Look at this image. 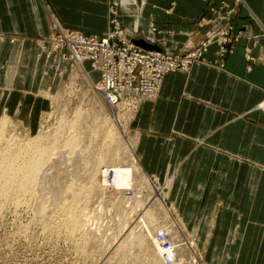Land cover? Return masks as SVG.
<instances>
[{
	"label": "crops",
	"instance_id": "obj_1",
	"mask_svg": "<svg viewBox=\"0 0 264 264\" xmlns=\"http://www.w3.org/2000/svg\"><path fill=\"white\" fill-rule=\"evenodd\" d=\"M114 5L122 26L137 28L136 46L147 51L181 54L215 26L234 24L231 52L221 58L212 44L207 62L165 76L159 97L141 104L132 131L144 171L162 182L173 176L170 200L188 227L202 232L201 245L204 232L218 226L212 262L227 255L226 264H238L258 232L253 261L264 264V113L256 109L264 100V0H0V36L9 38L0 41V73L7 62L16 73L18 105L27 93L21 116L37 118L47 109L37 93L61 85L51 78L55 65L70 74V62L40 58L34 40L58 28L103 35ZM152 26L157 40L147 45ZM84 67L100 80L90 64ZM216 214L223 216L217 223Z\"/></svg>",
	"mask_w": 264,
	"mask_h": 264
},
{
	"label": "rangeland",
	"instance_id": "obj_2",
	"mask_svg": "<svg viewBox=\"0 0 264 264\" xmlns=\"http://www.w3.org/2000/svg\"><path fill=\"white\" fill-rule=\"evenodd\" d=\"M236 1L242 2V0ZM228 25L229 54L233 39L236 37L234 24L229 21ZM219 28L223 29L226 26L217 25L212 32ZM54 33L56 30L51 35ZM5 40L9 38L0 36V41L5 42ZM15 40L10 38L11 43ZM38 40H34L39 50L38 56L46 57L38 45ZM22 41L24 42V39ZM64 52L67 53L66 50ZM246 58L250 63L255 61L250 51ZM47 60L60 59L56 55ZM9 67L10 64L7 62L0 73V132L4 124L6 125L2 130V148L5 151L2 149L4 153L0 156V264H158L161 260L155 256L160 258L159 253L153 254L152 250L157 247L155 243L157 234L168 228L174 229L178 246L182 244L191 246L194 254L183 257L185 264H190L188 261H191V264H196L195 262L216 264L212 262V251L218 226L212 225L213 228L204 232L203 245H201L202 232L190 229L188 227L190 225L186 224L187 220H183L186 216L170 200L173 176H168L167 180L162 182L157 176L147 174L141 166L132 131V123L137 114L128 122L127 137L124 139L121 128H117L113 123L108 109L94 92L89 90V81L84 71L71 63L70 74L61 72L55 65L57 71L53 72L51 78L54 81L61 80V85L55 87L56 89L50 88L37 93V96L46 102L47 109L37 118L27 116L25 119L21 116V105L27 93L21 92V104L18 105L16 73ZM262 104L264 100L256 109L264 113ZM77 113H80L79 119ZM76 121L77 125L80 124L79 127L72 123ZM79 129L80 135H78ZM110 133L113 137H110ZM71 137H78L76 141L80 144L75 141L76 144L70 146ZM128 147L130 153H135L136 163L132 165L138 168V176L134 183L121 186L117 184L111 173L105 175L104 169L113 170L114 166L119 165L129 166L128 164L131 163L129 157L127 155L124 157V149ZM29 150L34 156L26 155L30 153ZM118 151L117 156L120 158L122 155L123 159L117 156L115 158ZM120 151H124L123 154ZM16 153H21L20 155L24 157L22 160L26 156L25 160L31 157L30 162L38 159V163H41L46 158H51L46 159L40 168L41 179L38 185L36 183L34 192V186L33 189L28 188L30 185L24 187L26 190L20 189L17 184L9 188L5 187V170L13 165ZM38 153L43 154V157L44 153L47 156L45 155L44 159ZM101 156L105 159L102 160L103 162L97 160V158L102 159ZM39 157L43 160L41 161ZM95 162L99 163V167ZM19 163L20 166L23 162ZM65 205L68 208L72 205L74 210L69 209L78 216L80 225H77L76 230L75 227L74 229L65 227L70 217L69 209ZM61 209H67L68 215L66 210ZM151 215L155 216L156 220L149 221L150 223L147 222L146 225ZM214 217L217 223L223 216L216 214ZM249 218L251 219L252 216L249 215ZM257 225L263 227L262 223ZM255 230L259 229L254 228L253 231ZM197 235L199 238L196 239ZM258 236V232L252 233L247 246L243 248L238 264H255L256 260L253 259ZM192 257L194 258L191 259ZM227 259L228 256L225 255L224 263H219L217 259L216 262L226 264Z\"/></svg>",
	"mask_w": 264,
	"mask_h": 264
},
{
	"label": "built area",
	"instance_id": "obj_3",
	"mask_svg": "<svg viewBox=\"0 0 264 264\" xmlns=\"http://www.w3.org/2000/svg\"><path fill=\"white\" fill-rule=\"evenodd\" d=\"M116 8L117 5L111 8L110 28L103 35H86L79 31L65 34L56 27V33L39 38L38 45L47 59L57 55L61 61L73 63L84 71L89 90L108 109L113 123L121 128L125 139L128 122L144 101H154L159 97L165 76L189 73L196 63L207 62L206 54L212 44L219 46L220 57L224 58L228 54L230 36L229 26H226L210 32L199 46L190 45L181 54L147 51L135 45L133 39L137 28L131 32L124 28ZM157 34L158 29L152 26L145 37L146 43L155 44ZM87 63L93 71L100 73L98 82L89 77L84 67ZM261 106L264 108V104ZM115 172L114 169L107 170L105 175L111 173L115 179ZM157 240L161 244L165 264H174L175 256L171 258L169 255L177 251L165 230L157 234Z\"/></svg>",
	"mask_w": 264,
	"mask_h": 264
},
{
	"label": "bare ground",
	"instance_id": "obj_4",
	"mask_svg": "<svg viewBox=\"0 0 264 264\" xmlns=\"http://www.w3.org/2000/svg\"><path fill=\"white\" fill-rule=\"evenodd\" d=\"M141 106V105H140ZM77 111V110H76ZM77 115V117L80 115V113H77L76 114ZM80 117H78L77 119H79ZM76 119V120H77ZM75 121V120H74ZM78 121H80V120H78ZM108 121V120H107ZM112 122V121H111ZM6 123V122H5ZM72 123H77V121L76 122H72ZM71 123V124H72ZM104 123H107V122H104ZM103 123V124H104ZM4 124V123H3ZM7 124V123H6ZM82 124V123H81ZM108 124V123H107ZM78 125H80V124H78ZM77 124H76V126L77 127H79ZM110 125V124H109ZM111 125H113V124H111ZM6 125L4 124V126H3V129H4V127H5ZM105 126V125H104ZM71 127V126H70ZM73 127V126H72ZM75 127V126H74ZM113 127V126H112ZM2 129V130H3ZM68 129V128H67ZM74 129V128H73ZM76 129V128H75ZM80 129H81V127H80ZM79 129V131H78V133L81 131ZM2 130H1V132H0V156H1V154H3L4 152H2L3 150L5 151V149H3L2 147H3V142H2V135H3V133H2ZM75 132V131H74ZM41 133H42V131H41ZM66 133V132H65ZM73 133V132H72ZM105 133V132H104ZM103 134V133H102ZM106 134H107V132H106ZM111 135H110V137L112 136L113 137V134L112 133H110ZM50 135V134H49ZM53 135V134H52ZM74 135H76V132H75V134ZM73 135V136H74ZM78 135H80V133L78 134ZM109 135V134H108ZM106 136V135H105ZM115 136V135H114ZM4 137V136H3ZM48 137V136H47ZM69 138V137H68ZM75 138V139H74ZM78 138V137H77ZM76 137H71V139H70V146H72V145H75L76 143H75V141H76V139H77ZM5 139V138H4ZM48 139V138H47ZM80 139H81V137H80ZM50 140V139H49ZM52 140V139H51ZM67 140H69V139H67ZM61 141V140H60ZM80 141V140H79ZM107 141V140H106ZM109 141H110V139H109ZM114 141L116 142V140L114 139ZM57 142V141H56ZM76 142H78V141H76ZM83 142V141H82ZM75 143V144H74ZM79 144H80V142H78ZM24 144V143H23ZM25 145V144H24ZM53 145V144H52ZM55 145V144H54ZM92 145V144H91ZM113 145V144H112ZM21 146V145H20ZM28 146V145H27ZM26 146V147H27ZM33 146V145H32ZM32 146H31V148H32ZM36 146V145H35ZM61 146V145H60ZM25 147V148H26ZM37 147H39V146H37ZM66 147V146H65ZM127 147V146H126ZM33 148H34V146H33ZM32 148V149H33ZM40 148V147H39ZM47 148H48V146H47ZM71 148V147H70ZM82 148V147H81ZM123 148V147H122ZM3 149V150H2ZM24 149V148H23ZM38 149V148H37ZM120 149H121V147H120ZM119 149V150H120ZM129 149V147L126 149H124V151H125V153H124V157H126V155H127V157H129L128 159H129V161L131 162L130 164H128L129 166H114L113 168H114V170L116 171L115 173H116V178H115V181L117 182V184L118 185H121V186H128V184L129 183H131V182H133L134 180H136V177L138 176L137 175V170H138V168L137 167H135V165H132V164H135L136 162H134V160H133V156H134V154H133V152L132 153H130L129 151H130V149ZM132 149V148H131ZM21 150V149H20ZM34 150V149H33ZM40 150V149H39ZM38 150V151H39ZM55 150H56V148H55ZM116 150H117V148H116ZM126 150L129 152H127L126 153ZM30 151V150H29ZM58 151V150H57ZM124 151H122V152H124ZM19 152V151H18ZM21 152H22V150H21ZM41 152H43V151H41ZM50 152H53V151H51L50 150ZM116 152V151H115ZM121 151H120V153H122ZM36 153V152H35ZM21 153H16V155H15V157H14V159H16L12 164V166H9V168H7V170H5L6 172H5V177H6V184H5V187H8L9 188V186H11V185H13L14 186V184H17V186L20 188V189H25L24 187H26L27 185L29 186L28 188L29 189H33V186H34V189H33V192H34V190L36 189L35 188V185H36V183H37V185H38V183L40 182V179H41V169L40 168H42V165H43V163L45 162V160L46 159H49V158H44V157H46L47 155H49V154H47V152H46V154L44 153V157H43V154L41 155V154H39V155H41L45 160H43V158L42 159H40L41 157H39V159L42 161H44V162H41L40 160V162L41 163H38V159L36 160V161H34V159H33V162L31 161L30 162V160H31V157H32V151H30V153H28V154H26V155H29V156H31V157H28L29 159L28 160H25L26 158H27V156L25 157V161L24 160H22V158H24V157H22L21 155H20ZM24 154V153H23ZM51 154V153H50ZM113 154V153H112ZM123 154V153H122ZM36 155V154H35ZM46 155V156H45ZM117 155H119V151H118V154H115V158H116V156ZM133 155V156H132ZM34 156V155H33ZM51 156H52V154H51ZM3 157H4V155H3ZM121 157H123L122 155H120V158ZM123 157V158H124ZM34 158V157H33ZM36 158V157H35ZM101 158L102 159H100V158H97V160H105V159H103V156H101ZM114 158V157H113ZM114 158V159H115ZM117 158H119V156H117ZM119 158V159H120ZM123 158H121V159H123ZM51 159V158H50ZM111 159V158H110ZM112 160V159H111ZM117 160V159H116ZM52 161V160H51ZM69 161V160H68ZM120 161V160H119ZM19 162H23V163H21V165L19 166L18 164H20ZM48 162V161H47ZM97 162V161H96ZM95 162V165L97 164ZM100 162V161H99ZM103 162V161H102ZM3 164H4V162H2ZM10 163V162H9ZM49 163V162H48ZM51 163V162H50ZM105 163H106V161H105ZM99 164V163H98ZM97 164V166L99 167V165ZM47 165V164H46ZM94 165V166H95ZM102 165H104V164H102ZM106 165V164H105ZM17 166V167H16ZM19 166V167H18ZM48 166V165H47ZM97 166H95V167H97ZM103 167V166H102ZM49 168V167H48ZM45 169V168H44ZM93 170H94V168H93ZM97 171V170H96ZM107 171V169L105 170L104 169V174H105V172ZM140 176V175H139ZM43 178V177H42ZM47 182V181H46ZM134 183V182H133ZM139 184V183H138ZM74 188V187H73ZM29 189H28V191H29ZM16 190V189H15ZM26 190V189H25ZM24 190V191H25ZM36 191V190H35ZM75 191V190H74ZM73 191V192H74ZM29 194V193H28ZM33 195V194H32ZM78 195V194H77ZM76 195V196H77ZM51 198V197H50ZM67 202V201H66ZM66 202H65V204H66ZM66 205H68V203L66 204ZM65 205V207L66 208H68L67 206ZM71 206V207H70ZM69 206V208L71 209H73V207H72V205H70ZM62 208H64L63 206H62ZM68 208V209H69ZM75 208V207H74ZM69 209V221H68V224H67V226H65L66 228H69V227H71V228H73L74 229V227H75V229L74 230H76L77 229V225H80L79 223H78V216L76 215V214H74V212L72 211V210H70ZM62 210V209H61ZM64 210V209H63ZM62 210V211H63ZM66 210V211H65ZM64 211L66 212V214L68 215V210L67 209H65ZM74 210V209H73ZM64 212V213H65ZM75 212H76V210H75ZM154 212V211H153ZM65 214V215H66ZM150 217V218H149ZM148 218L150 219V220H148V221H146V219H145V221H146V225H148L147 224V222H153L154 220H156V218H155V216H153V215H151V216H149ZM164 217V216H163ZM147 218V219H148ZM144 221V222H145ZM138 222V221H137ZM149 222V223H150ZM70 229V228H69ZM163 229V228H162ZM73 230V231H74ZM72 231V230H71ZM142 233V232H141ZM157 233V232H156ZM165 233H166V235L170 238V240H172V245H173V247H175V248H178V249H176L177 250V253L175 254V251L172 253V254H170L169 256L172 258V256H173V258H174V256H175V261H174V264H182V262H184V264H185V261L183 260L184 258V256L186 257L188 254H190L189 256H191V254H194L193 253V251H192V249H191V246L190 245H185V244H182V245H179L178 246V240L176 239V237H177V235H176V233L174 232V229H171V228H168L166 231H165ZM154 235V234H153ZM196 239H197V237H195ZM136 239H137V237H136ZM142 240V239H141ZM177 240V241H176ZM156 242V245H157V247L155 246L154 248H153V254H157V253H159V256H160V258H158V257H156L155 256V258H157V259H160L161 260V263L162 264H165V262L163 261V259H162V257H163V251H162V247H161V244L159 243V241L156 239L155 240ZM142 242V241H141ZM183 243V242H182ZM195 243V242H194ZM139 244V243H138ZM142 244V243H141ZM178 246V247H177ZM150 250V251H151ZM151 251V252H152ZM150 255H152V253H149ZM149 255V256H150ZM148 256V255H147ZM188 256V257H189ZM194 256V255H193ZM194 257H192L191 259H193ZM157 259H154L153 258V260H157ZM186 260V259H185ZM190 260V259H189ZM159 261V260H158ZM157 261V262H158ZM195 261H197V260H195ZM188 262H190V264H191V261H188ZM155 263V262H154ZM161 263H158V264H161ZM193 263V262H192ZM196 264H197V262H195ZM187 264V263H186Z\"/></svg>",
	"mask_w": 264,
	"mask_h": 264
},
{
	"label": "water",
	"instance_id": "obj_5",
	"mask_svg": "<svg viewBox=\"0 0 264 264\" xmlns=\"http://www.w3.org/2000/svg\"><path fill=\"white\" fill-rule=\"evenodd\" d=\"M135 43V42H134ZM147 44V43H146ZM136 45V44H135ZM147 45H149V44H147ZM147 45H145V46H147ZM144 50H146V49H144Z\"/></svg>",
	"mask_w": 264,
	"mask_h": 264
}]
</instances>
